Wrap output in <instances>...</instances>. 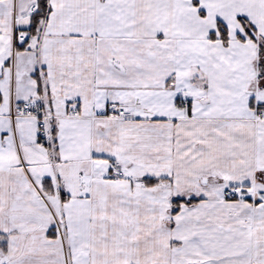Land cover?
Returning a JSON list of instances; mask_svg holds the SVG:
<instances>
[{"label": "snow or ice", "instance_id": "obj_1", "mask_svg": "<svg viewBox=\"0 0 264 264\" xmlns=\"http://www.w3.org/2000/svg\"><path fill=\"white\" fill-rule=\"evenodd\" d=\"M0 264H264V0H0Z\"/></svg>", "mask_w": 264, "mask_h": 264}]
</instances>
